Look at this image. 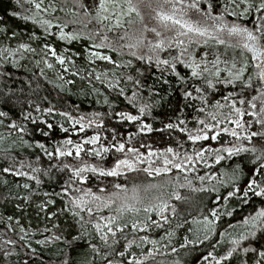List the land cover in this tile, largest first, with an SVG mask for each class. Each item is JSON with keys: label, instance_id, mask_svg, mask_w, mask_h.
I'll return each mask as SVG.
<instances>
[{"label": "snow or ice", "instance_id": "snow-or-ice-1", "mask_svg": "<svg viewBox=\"0 0 264 264\" xmlns=\"http://www.w3.org/2000/svg\"><path fill=\"white\" fill-rule=\"evenodd\" d=\"M25 3L29 5L25 10L29 14L23 15V18L42 30V36L32 32L30 40L39 41L42 37L55 35L65 41L86 35L84 32L65 31L68 24L59 17L52 18L58 12L71 13L76 17L71 21L75 24L87 26L94 21L96 27L89 30L91 34H87V38L95 41L99 34H104L99 35L100 43L94 42L88 48L84 57L86 62L94 63L99 57L114 65L131 67L133 60L121 62L111 55L93 51L94 48L105 47L116 52L127 49L130 56L139 60L147 59L149 64L154 60L155 66L161 69L162 80L163 73L167 72L175 76L177 84L188 85L190 78L200 81L181 89L185 99L191 98L200 103L199 107L184 104L179 109L183 112L185 108H193L197 113L192 117L195 127H188L187 120L179 115L175 120L171 117L160 120L161 132L168 130L184 135L175 137V147L169 144L159 148L143 143V134L156 130L152 121L159 117L153 114V101L144 97L142 92L147 88L153 95L158 89L154 86L149 88L136 76L121 74L132 82L135 89L128 97L135 114L133 111H115L112 108L115 101H109L107 95L97 100V103L109 106L107 113L80 112L78 106H73L78 113L73 115L71 111L51 103L42 107L40 103L24 97L22 88L0 87V128L4 130L0 134V145L6 144L0 147V158L8 162L0 169L6 174L0 177V183L8 188L7 197H23V200L30 201L34 195L40 194L41 175L55 179L67 172L69 174L62 180L59 190L55 193L43 192L42 195L48 199L41 200L38 206L48 209L50 204L56 203L52 196L62 197L64 208L58 211L70 212L79 226L76 235L69 240L47 227L26 228L20 223L19 216H0V223L4 224L2 232L5 233L0 238V260L3 264H9V258L18 255L17 244L20 241L34 255L36 249L29 242L28 233L35 234L37 231L49 233L37 241L40 245L63 241L71 247L74 241L87 237L93 259L85 258L80 264H94L95 260H99L100 264H156L158 255L177 253L178 249H185L188 245H205L206 242L205 252L199 257L202 264H264V0H94L92 7L83 0H72L70 6L67 0H48L47 3L45 0H16L21 8ZM12 15L19 17L22 13L15 11ZM150 21H154L151 27ZM54 25L59 27L58 31H54ZM149 31L155 34V39L147 37ZM108 32L114 33L112 39H109ZM9 35L14 38L17 33L13 31ZM210 44L223 46L225 52L221 53L217 47L213 59L209 60L207 47ZM201 45L205 50L197 56L195 48ZM142 46H146L152 54H140L138 50ZM168 48L177 49V54L162 58L160 53ZM41 50L46 52L43 63L49 69L55 68L48 59L52 57L63 69L77 76L84 71L76 68L73 58L80 57V52H58L52 43H43ZM228 50L233 55L225 60L223 56L228 54ZM24 51L35 53L36 48L31 43H19L16 48L4 47L0 49V57H3L0 63L11 57L15 64V53ZM5 52L7 55H4ZM180 64L190 70V76L181 73ZM222 71L227 74L223 78ZM136 72L143 76L140 68ZM40 75H44L43 69ZM0 76H3L2 72ZM64 76L65 73L57 69V80L62 83L56 86L61 91L65 85L74 83L65 80ZM86 78L89 84L94 79L115 90L119 96L125 95L121 76L115 72L109 74L108 69H104L103 73L91 69ZM28 83L31 84V81ZM218 85L228 91L220 99H214L219 91ZM80 91L88 94L84 89ZM91 91L99 95L102 89L93 86ZM146 99L147 102H144ZM221 99L225 103H221ZM53 113L63 120L55 123L49 120ZM105 116L125 123L133 122L136 131L120 133L106 125L102 118ZM29 124L32 125L31 130ZM102 128L105 130L101 131ZM57 129L62 134L59 137H56ZM89 129H93L90 135L86 131ZM70 132L77 134V138L73 139L68 134ZM35 133L44 139H37ZM45 140L52 142L49 144ZM188 142L193 145L190 151L187 150ZM141 148L146 150L141 151ZM26 149L37 151L24 155ZM105 155L114 156L111 166L103 162ZM88 157L95 158L96 162H90ZM42 158L50 161L48 167L43 166ZM225 160L229 161L227 165L213 170L212 165L219 166ZM203 169L207 171L202 172ZM9 174L27 178L23 184L15 182V188H31V192L27 195L13 192L7 179ZM141 175L145 177L142 181ZM93 176L97 181L95 191L93 187H85ZM109 177L113 179L110 181ZM129 177H132L131 183ZM242 179L244 182L240 184ZM193 180H198L199 186L193 184ZM28 181H34L36 187ZM221 186L225 187V194H219ZM185 187L193 192L216 194L214 206L207 208V214H204L206 206L200 201L196 216L188 213V219L178 220L176 229L191 221L194 227H188L186 231L192 238L185 235L182 244L172 246L176 232L171 227L168 213L177 218L178 208L172 200L186 201L188 198L177 191V188ZM232 198H239L241 204H252L254 210L221 230L217 222L222 216L234 215V210L227 207ZM256 201H259L258 207L255 206ZM22 206L15 205L16 208ZM102 210H107L106 216L100 214ZM84 213L88 214L87 220ZM93 214L98 219H93ZM47 215L54 217L56 213L48 211ZM153 215L158 219H154ZM166 224L169 227L159 238L151 235ZM58 227L59 223L53 225V228ZM8 231L16 233L19 241L9 237L6 234ZM93 232L96 237H93ZM144 232L148 234H140ZM217 236L219 239H216ZM94 238H98L99 243L92 242ZM221 247L223 251H218ZM23 264H29V261L25 260ZM63 264H69L67 256ZM171 264L184 262L177 257Z\"/></svg>", "mask_w": 264, "mask_h": 264}, {"label": "trees", "instance_id": "trees-1", "mask_svg": "<svg viewBox=\"0 0 264 264\" xmlns=\"http://www.w3.org/2000/svg\"><path fill=\"white\" fill-rule=\"evenodd\" d=\"M48 0H45L47 3ZM29 8V5L25 3L24 8L19 7L16 4V0H0V49L4 47L16 48L19 43H31L32 47L36 48V52H27L24 51L23 53L17 52L15 53L17 60L16 63H12V58L9 57L6 62L0 63V72L3 73V76H0V87L4 85H9L14 88H22L23 93L22 95L27 99H31L41 104L42 107L48 106L50 103L55 105L58 108H62L64 110L71 111L73 115H77V111L73 106H78L80 112H92V111H99L103 113H107L110 109L108 105L97 103L98 99H102L103 96L107 95L109 101H115V104L112 105V108L115 111H133L135 114V109L132 105L128 102V97L131 96V93L135 90L132 87V82L128 81L124 78V75H133L137 78L141 79L143 83L148 85L149 88L155 87L158 89V92L150 95L148 89H142L144 97L147 99H151L154 103L153 114L159 119L152 121V118H149L150 121L153 122V127L156 129L152 133H145L143 134V143L148 144L151 143L153 147L165 148L169 144L175 147V137L177 135L183 136L184 134H180L179 132H170L165 130L163 132L160 131L161 125L160 120L166 119L167 117H171L175 120L176 116H181V118H185L188 122V127H195V121L192 119L197 113L193 110V108H185L183 112H180L179 109L184 104H194L196 107H199V101H193L191 98L185 99L182 95V87H189L199 83L197 79L190 78L188 85H181L176 83V78L171 73H163L164 79H161V69L155 66V61L151 64L148 63L147 59L139 60L135 57H132L128 54V50L124 49L123 52H116L109 48H94L93 50L101 51L104 54L110 53L114 60H119L121 62L127 60H133L134 63L131 67L126 66H119L114 65L112 62H104L101 60H95L94 63L89 64L86 62L84 57L87 55L88 48H91L93 43H100L99 35H103L102 32L97 36L95 41L89 40L87 38V34H91L89 32L90 29L94 30L96 27L95 22L93 21L91 24H71L68 26V30L65 31H73V32H84L86 33L85 36L80 37L76 40H65L61 41L58 36H51L47 38H43L39 41L37 40H30L29 36L32 32H36L37 35L42 36V30L39 28L38 25H35L32 21L25 20L23 15L29 14L25 10ZM19 11L22 13L21 16L17 17L12 15V12ZM59 12L53 14L52 18L59 17ZM71 14V13H70ZM71 16H73L71 14ZM75 19L76 17L73 16ZM231 19V17H229ZM54 31H58L59 27L57 25L53 26ZM6 29L7 31H3ZM16 32V37H10L11 32ZM122 31V30H121ZM109 39H112L114 33L108 32L107 33ZM43 43H52L54 47H56L58 52L65 51V54H73L75 52H80L82 55L80 57H73L76 60V68L77 69H84L81 72L80 76L75 75V73L69 75L68 77H64L65 80L70 78L74 81L73 84L65 85L64 89L61 91L56 85L62 83V81L57 80V69L60 71L59 63L52 57H48L49 62L55 65L54 69L47 68L43 63V57L46 55L45 51H42ZM214 45V44H211ZM216 46V45H214ZM220 47V46H219ZM205 49V48H203ZM4 55H7L5 52ZM3 60V57H0V61ZM41 61V63L37 64L36 61ZM224 65L221 67V69ZM140 68L143 71V76H139L136 72V69ZM179 70L182 74L190 76V70L186 67L183 68V65H178ZM41 69H43L44 75H40ZM91 69H97L103 73L104 69L109 70V74L111 72H115L117 75L121 76V84L123 87L126 88V92L124 96H119L118 93L113 90L109 89L106 84L101 83L100 81L92 80V83L89 84V80L87 77V72ZM124 74V75H121ZM227 74L222 71L221 77L223 78ZM47 77V79L45 78ZM85 77V78H82ZM165 80L167 83H165ZM31 81V84L28 83ZM50 81H52L50 83ZM39 86V87H37ZM96 87L102 89L101 93L98 95L91 91L92 87ZM70 89V90H69ZM84 89L85 92L88 94H83L80 90ZM219 91L214 99H220L222 95H226L228 89L221 88L218 85ZM45 97L47 99H45ZM147 99L144 102H147ZM221 103H225L221 99ZM25 107H28L25 104ZM31 110V109H29ZM222 111H227V109H223ZM202 115V114H201ZM106 121V125L110 128L114 127L120 133L126 132H134L136 131V126L133 122H121L118 119L105 116L102 117ZM250 118V117H248ZM49 120L53 121H62L63 118L56 115L55 113L52 116L48 117ZM67 126V125H66ZM32 125L29 124V129L31 130ZM104 131L105 129H100ZM3 128H0V134L3 133ZM87 134H91L93 129L86 130ZM69 135L73 136V139L77 138V134L68 133ZM62 134L59 133L58 129L56 130V137L61 136ZM35 137L37 139H44L39 133H35ZM28 138V137H25ZM122 138V137H118ZM227 139V137H225ZM103 141V137H102ZM46 143L51 144V140H45ZM106 142V141H105ZM135 144V140L133 141ZM215 144L216 142H211ZM5 145H0V147H5ZM139 146V145H136ZM91 147H96L95 145H91ZM193 145L191 142L187 144V150H191ZM141 151H145V148H141ZM37 150L33 149H26L24 155H31ZM182 154V153H181ZM64 159V158H60ZM68 160H72L71 157L67 158ZM90 162H96L95 158L88 157ZM114 159L113 155H105L103 158V162L107 166H111L112 160ZM50 161L47 158H42V164L44 167L49 166ZM229 161L225 160L221 163V165H212L213 170H216L217 167H223L227 165ZM8 162L2 158H0V169L7 166ZM27 170V169H25ZM203 171H207V169H203ZM201 172V174H202ZM69 173L65 172L59 174L55 179H49L41 175V180L43 183L39 186V195H34L30 201L23 200V197L19 199L15 197H7L8 188H6L3 183H0V216L6 217L7 215L19 216L20 223L23 224L26 228L31 227L33 229H42L47 227L52 229L53 232L60 233L67 237L69 240L71 236H75L77 231L79 230V226L76 224V218L72 216V214L68 211H58V209L64 208V198L52 196V199L56 200L55 205H49L48 209H43L39 207V202L41 200H47V197L42 195L43 192H50L55 193L59 190L61 182L63 179L67 178ZM0 172V177L5 176ZM135 176L136 174H132ZM194 175V174H189ZM7 179L9 180V187L12 189L13 192L19 193L24 192L26 195L31 192V188L29 189H17L15 188V182H19L23 184L27 178L15 177L14 175H7ZM113 178L109 177L108 180H112ZM145 177L143 175L140 176V180H144ZM151 179V178H148ZM123 181V178H121ZM32 187H36L34 181H28ZM129 182H132V177H129ZM139 182V181H138ZM244 180L242 179L239 181L240 184H243ZM97 181L95 176L85 185V187H93V190H96ZM205 183H208L205 181ZM213 184L215 181L212 182ZM193 184L199 186L200 182L198 180H193ZM231 190V189H227ZM177 191L180 192L182 196L187 197L186 201H178L173 198L172 203L177 205L178 214L177 218L174 219L171 217V213H168L170 220H172L171 227L175 230L176 235L173 237L172 246H176L178 243H183V237L185 235H189L191 239V234H188L186 229L188 227H194L191 224V221L185 224L183 227L176 229L175 225L178 222H182L183 219H188V213H191L192 216H196L199 209L197 207L198 202L203 201L205 207L204 214H207V208L214 206V197L216 194L211 193H201V192H193L187 187L185 188H177ZM226 189L225 187L221 186L219 194H225ZM7 197V199H5ZM221 203L222 202H215ZM16 204H22V208H16ZM256 207L259 206V201H256ZM223 207V205H222ZM228 210H234L233 217H228L226 215L222 216V219L217 222L218 227L223 230L226 228L228 223L238 222L242 219L244 215L250 214L254 207L252 204H241L239 202V198H232L228 204ZM48 211H52L56 213L54 217H49L47 215ZM101 215H107V210H102ZM181 214L182 218H181ZM85 220L88 219V214L84 213ZM154 219H158L153 215ZM93 219H98V217L93 214ZM59 223L58 228H53L54 224ZM13 225L15 226V220L13 221ZM89 231H91V225L88 226ZM169 225H165L162 229L154 230L151 235L159 238V235L163 234L167 231ZM4 229V224L0 223V238L2 235L5 234L2 232ZM231 231V230H229ZM19 232V229H16V233ZM11 231H8L6 234L19 241V236ZM71 233V235H69ZM47 232H40L37 231L35 234L29 232L28 235L30 237V243L32 247L36 249V253L33 255L30 249L22 246V241L17 244V252L18 255H13L9 258V264H23L25 260L29 261V264H63V260L65 256L69 259V264H80V261L87 258L89 260L93 259V253L89 248L88 238L85 237L82 240L74 241L72 246L69 247L63 241H55L52 243H45L40 245L37 243L43 236L48 235ZM148 234L147 232L140 233ZM93 237H96V234L93 232ZM216 239H219L217 236ZM94 243H99L98 238H94ZM161 243H166V241H162ZM151 245H146L145 247H150ZM207 247V242L205 245H188L185 249H178L177 253H167L165 256H156V264H171L173 260L177 257L181 259L184 264H202L199 260V257L202 253L205 252ZM218 251H223V248L217 249ZM163 251V249H161ZM28 253L25 255V253ZM187 252V255L185 254ZM0 264H3V261L0 260ZM94 264H100L99 260H95Z\"/></svg>", "mask_w": 264, "mask_h": 264}, {"label": "rangeland", "instance_id": "rangeland-1", "mask_svg": "<svg viewBox=\"0 0 264 264\" xmlns=\"http://www.w3.org/2000/svg\"><path fill=\"white\" fill-rule=\"evenodd\" d=\"M83 2L86 3V4H88L89 7H92V6H93V2H94V0H83ZM193 18L195 19L196 17L193 16ZM153 23H154V21H150V22H149L150 27L152 26ZM64 30H68V28H66V29H64ZM121 32H122V31H121ZM166 34H167V33H166ZM146 35H147V37H148L149 39H155V34L152 33V32H150V31H149L148 33H146ZM146 43H147V41H145V44H146ZM217 47H219V46H214V45H211V44L207 47V51L209 52V57H208L209 60H212V59H213V52H214V50H215ZM203 48H204L203 45H201V46L198 47V48H195V52H196L197 56H199L200 53H202V52L205 50V49H203ZM93 51H96V52H99V53H103V52H101V51H97V50H93ZM138 51L140 52V54H144V55H151V54H152V53L150 52V50H149L146 46H142ZM177 51H178L177 49L168 48V49H165L164 51H162V52L160 53V55H161L162 58H168V57H170V56L176 55V54H177ZM219 51H220L221 53H224V52H225V48H224L223 46H220V47H219ZM86 54H87V53H86ZM103 54H104V53H103ZM232 55H233V52H232L231 50H228V54L225 55V56H223V59L227 60V59H229ZM95 60H102V59H100L99 57H97ZM182 65H183V68L186 67L184 64H182ZM222 66H223V64L220 65V67H222ZM60 67H61V68H60V71L65 73V76H64L65 78L68 77L69 75L72 76L73 72H71V71H66L65 69H63L62 66H60ZM186 68H187V67H186ZM222 69H223V68H222ZM206 75H207V74H206ZM68 80H71V79L68 78Z\"/></svg>", "mask_w": 264, "mask_h": 264}, {"label": "bare ground", "instance_id": "bare-ground-1", "mask_svg": "<svg viewBox=\"0 0 264 264\" xmlns=\"http://www.w3.org/2000/svg\"><path fill=\"white\" fill-rule=\"evenodd\" d=\"M61 2H63V0H61ZM68 5L70 6L72 3V0H67ZM59 19L63 22V23H67L68 26H70L72 23L71 21L74 19L73 16H71L70 13H65V12H59ZM108 55H111L110 53H107ZM104 61V60H101ZM104 62H108V61H104Z\"/></svg>", "mask_w": 264, "mask_h": 264}]
</instances>
